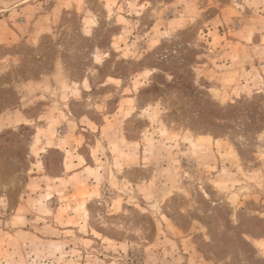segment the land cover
<instances>
[{
	"label": "rangeland",
	"instance_id": "374dc122",
	"mask_svg": "<svg viewBox=\"0 0 264 264\" xmlns=\"http://www.w3.org/2000/svg\"><path fill=\"white\" fill-rule=\"evenodd\" d=\"M0 264H264V0H0Z\"/></svg>",
	"mask_w": 264,
	"mask_h": 264
}]
</instances>
